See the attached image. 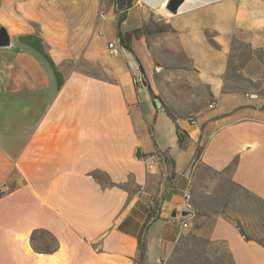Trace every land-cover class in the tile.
<instances>
[{
    "label": "crops",
    "instance_id": "crops-1",
    "mask_svg": "<svg viewBox=\"0 0 264 264\" xmlns=\"http://www.w3.org/2000/svg\"><path fill=\"white\" fill-rule=\"evenodd\" d=\"M170 1L0 0V264H137L145 226L146 264H171L191 241L264 264V230L195 207L189 227L172 218L207 170L264 209V101L222 106L241 92L225 83L236 41L260 51L246 75L264 80V0H184L176 14ZM155 51L153 75L179 54L215 66L194 117L144 107L159 85L138 87L139 57Z\"/></svg>",
    "mask_w": 264,
    "mask_h": 264
},
{
    "label": "rangeland",
    "instance_id": "rangeland-1",
    "mask_svg": "<svg viewBox=\"0 0 264 264\" xmlns=\"http://www.w3.org/2000/svg\"><path fill=\"white\" fill-rule=\"evenodd\" d=\"M159 54L160 52L155 51L149 54V57L146 55L139 57L144 67L145 80L151 82V77L156 78L159 85L158 97L173 116L194 117L205 104L212 101L206 84H209L208 81L215 74L213 71L215 66L206 62L203 56H200L203 59L201 64L195 65L186 60L183 54H179L178 61H167L169 67H163L160 73L153 75L156 69L149 66L152 62L150 57L157 59ZM259 55V50H252L241 41L235 42V51L230 59L225 83L227 90L241 92L224 94L222 106L230 97L238 101H249V98L264 101V80L253 82L246 75L247 71L259 72V64L254 66ZM137 79V85L141 87L140 77ZM141 96L144 107L147 108L150 105L158 110L162 109L154 98L148 103L145 94L142 93ZM216 112L218 111H209V115ZM157 135L159 137L158 133ZM194 191L192 197L196 209L203 212H219L241 223L243 231L248 233L250 231V234L255 237L262 236L264 209L231 182L229 173H215L209 170L199 172ZM216 254L217 252H214L210 246L191 241L179 248L177 257L171 264H230L223 251L219 252L218 256Z\"/></svg>",
    "mask_w": 264,
    "mask_h": 264
},
{
    "label": "built area",
    "instance_id": "built-area-1",
    "mask_svg": "<svg viewBox=\"0 0 264 264\" xmlns=\"http://www.w3.org/2000/svg\"><path fill=\"white\" fill-rule=\"evenodd\" d=\"M108 47H109V50H110V53L112 56H118L120 54V50L115 46V44L110 43L108 45ZM209 108L214 109L215 104L214 103L210 104ZM163 160H164V154L161 152L148 154V155H145L143 158L146 169L148 171L154 170L156 167H158L160 164H162ZM6 192H7V187H6V185H3L0 188V195L5 194ZM183 207H184L185 211L189 212V216L187 218H184V222L182 223V227L186 228V227L191 226L190 220H192L195 216L193 197H192V194L190 192H187L185 197H184Z\"/></svg>",
    "mask_w": 264,
    "mask_h": 264
},
{
    "label": "water",
    "instance_id": "water-1",
    "mask_svg": "<svg viewBox=\"0 0 264 264\" xmlns=\"http://www.w3.org/2000/svg\"><path fill=\"white\" fill-rule=\"evenodd\" d=\"M184 0H171L169 6L167 7V9L176 14L177 10L179 9V7L182 5ZM11 46V39L9 37L8 32L4 29L1 28L0 30V47H9ZM141 85L147 87L148 86V82L145 80V75L142 73L141 75ZM156 103L159 107L162 106L161 102L157 99ZM182 216L183 218H187L189 216V212L184 211V212H180L179 208L173 213L172 218L173 219H178L179 216Z\"/></svg>",
    "mask_w": 264,
    "mask_h": 264
},
{
    "label": "trees",
    "instance_id": "trees-1",
    "mask_svg": "<svg viewBox=\"0 0 264 264\" xmlns=\"http://www.w3.org/2000/svg\"><path fill=\"white\" fill-rule=\"evenodd\" d=\"M131 0H117V8L119 10H122L124 9L125 7H130L131 5ZM125 16L121 17V21L122 19L124 18ZM140 71L141 73H143L145 75V71H144V68L143 66L141 65L140 66ZM151 91V90H150ZM152 92V91H151ZM154 95V94H153ZM154 98L155 99H158L161 104H162V107L165 109L166 113L168 114V116L171 118V119H175V117L172 115V113L170 112V110L168 108H166L164 106V104L162 103V100L159 98V97H156L154 95ZM200 153V151H199ZM152 215V214H151ZM150 219V218H149ZM150 221V220H149ZM145 230H146V226L145 228L143 229V231L141 232V235L139 237V258L137 259V264H146L147 262V242H146V236H145Z\"/></svg>",
    "mask_w": 264,
    "mask_h": 264
}]
</instances>
